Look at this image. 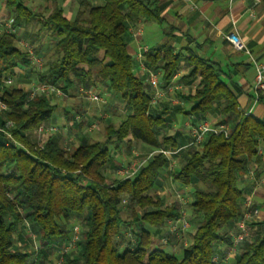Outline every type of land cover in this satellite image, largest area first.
I'll use <instances>...</instances> for the list:
<instances>
[{"label":"trees","instance_id":"trees-1","mask_svg":"<svg viewBox=\"0 0 264 264\" xmlns=\"http://www.w3.org/2000/svg\"><path fill=\"white\" fill-rule=\"evenodd\" d=\"M1 1L14 18L16 31L0 33V99L7 105L0 113V124L13 122L10 130L22 147L7 146L0 135V264H57L51 258L72 240L77 222L81 254H58L63 257L61 264H224L226 259H232L229 264H264V217L254 234L239 243L236 255L229 256L233 230L248 210L239 177L253 166L259 177L264 165V120L239 111L238 96L222 79L221 67L191 54L192 70L182 77L185 82L200 78L194 92L183 96L194 103L186 112L193 116L191 126L216 110L223 117L220 122L231 125V132L228 136L209 134L197 144L201 150L194 145L174 155L175 171L170 176L178 184L194 186L188 208L196 223L190 244L176 256L152 247L151 232L132 226L144 222L164 228L181 217L183 205L179 201L164 204L156 192L161 171L169 163L167 157L156 154L137 173L124 178L108 172L111 145L116 151L126 140L155 149L184 146L176 137L158 134L157 127L165 119L151 112L153 86L136 74L128 50L130 26H136L139 19L162 20L157 4L154 0H104L95 5L81 0L75 17L68 18L56 1L50 12L38 13L27 0ZM35 20L40 31L49 29L56 38L57 59L47 62L45 70L33 69L29 53L19 47L18 29ZM181 60L171 43L152 47L145 54L146 67L159 72L161 87L171 83ZM29 72L36 77L30 84L50 82L61 87L65 97L72 90L79 93L80 87L101 85L122 99L129 113L118 125H106L104 141L82 136L73 150L52 135L40 143L35 132L51 118L57 106L54 96L31 99L22 85L8 87L2 81L11 76L25 84L23 76ZM256 207L254 202L251 209ZM124 213L132 219L126 220ZM25 225L38 228L37 248H14Z\"/></svg>","mask_w":264,"mask_h":264},{"label":"crops","instance_id":"crops-1","mask_svg":"<svg viewBox=\"0 0 264 264\" xmlns=\"http://www.w3.org/2000/svg\"><path fill=\"white\" fill-rule=\"evenodd\" d=\"M54 1L64 9V13L68 18H74L80 9L81 0H46L45 4L37 5L34 3L33 7L37 10H43L41 12H50L55 4ZM88 1L95 5L104 3V0ZM154 2L159 8L162 20L159 22L139 19L136 26L132 25L128 29L127 43L128 50L136 63L137 70L135 69V72L138 71L139 75L146 79H148L149 69L147 67L143 69L142 64L147 66L145 63V54L152 47L171 43L175 47V52H180L182 55L180 69L171 81L175 85V88L167 92L165 96L157 97L151 103V112L163 116L165 119L157 127V132L160 137L163 135L176 137L183 145L190 141L192 137L190 128L186 127V124L191 123L193 116L187 115L186 112L194 103L185 100L183 96L194 92L200 78L196 77L189 82L182 80V77L192 70V66L188 62L191 54H196L217 63L223 71L222 79L238 96L239 105L245 110H251V114L255 117L264 120V92L260 93L258 102L254 104L252 84L255 69L248 55L242 51H236L227 38L231 30H237L253 55L260 61H264V5L262 2L260 0H154ZM138 29H140V32H138ZM158 39L162 41L161 44L152 45ZM146 47L148 51H145L144 48ZM250 72L253 75L249 78L248 75ZM96 88L99 89L98 86ZM155 91L156 89L154 87L150 89L152 95ZM107 94V97L104 98L105 104H108L109 109L121 117V122L125 118V114L129 113V110L126 109L124 102L117 95L111 92H107ZM80 98L82 99L81 96ZM84 102H89V100L84 99ZM68 105L72 106L69 103ZM75 106L79 107V104ZM90 107H79L80 111H83V117L86 120L83 122V125L89 128L86 129L87 133L85 135L78 133L79 138L84 136L89 140L93 137L92 130L100 128L99 122L93 121L92 119V117L96 116L98 107L91 108V110ZM179 108L182 110H179ZM92 112L95 113L93 114ZM181 114L184 115L185 119L182 121L183 126L178 127ZM79 117L76 116L77 120H79ZM67 118L69 119V113L65 111V119L68 121ZM98 118H100L99 115ZM111 118L108 117L106 119L104 130L110 122L115 125L120 123H115ZM208 119L213 122H220L223 117L216 110H213L208 115ZM79 122L81 123L80 120ZM51 135L58 142L68 137L70 140H74L75 137L71 131L68 132L67 136L64 134L58 136L54 135V133ZM123 143L121 144L120 150L114 152L113 160L108 169L110 175L115 178L126 177L120 170L131 167L133 162L138 159L137 156L140 152L147 154L155 149L144 142L136 140L131 141V143H128L126 140ZM136 152H138V155ZM133 167H131V171H134L132 170L134 169ZM253 168L255 169V167ZM260 170L261 176L259 177L263 180L255 189H253V184L249 182L247 188L250 191L247 193V196H244L243 200V203H245L246 198L252 196V204L254 202L258 203V207H256L259 210L258 214L252 215L249 219V223L252 224L254 232L258 229L259 222L264 217V169L260 167ZM169 180L171 185L174 186L171 177Z\"/></svg>","mask_w":264,"mask_h":264},{"label":"rangeland","instance_id":"rangeland-1","mask_svg":"<svg viewBox=\"0 0 264 264\" xmlns=\"http://www.w3.org/2000/svg\"><path fill=\"white\" fill-rule=\"evenodd\" d=\"M45 1L46 0H27L26 4L31 9L36 10L38 13L40 9H38V10L35 9L33 7V4L36 3L37 5H39V4L43 5V4H45ZM41 11H43V10H40V12ZM9 14L10 13H9L8 9H6L4 2L0 0V22L5 21L9 17ZM39 26H40V24L35 20L34 22L27 24L23 28V30H21V28H19L18 35H19V40L27 41V42L33 44L35 51H36V48H38V52H36V54L42 58V61L40 64H34L32 68L35 70H37V69L45 70L47 68L45 66V64L47 62H51V61L57 59L58 55L56 54V52L53 49L56 38H55V36L52 35V33L49 29H43L42 32L39 31V29H40ZM38 31H39V34H38ZM46 41H47V43H46ZM161 42L162 41H159V39H158L157 42L152 43V45L153 44L154 45L161 44ZM20 46L23 47L21 44L19 45V47ZM224 61H226V60H224ZM136 74L139 75L138 71H136ZM251 75H253L252 72H250L248 77L250 78ZM19 80L20 79H18V77L13 78V83L10 85H7V86L12 87V86H16L17 84H19V85H22V87H24L26 90H28L33 83H36V81L32 82L31 84L29 83L32 80H36L35 75L31 74L30 72L28 73V75L25 74L23 76V80L27 81V83H25V84L21 83ZM253 80H254V78H253ZM98 88H99V91H100L102 98H106L108 95L107 92H111V91L106 90V88L102 87L101 85L98 86ZM50 96L53 97L54 95H50ZM78 97L80 98L79 93L77 91H73V90H72V93L70 94V96H67L64 98L54 96L53 101H55V103H57V106L55 107L51 118L45 124H43L46 126L57 127L58 131L56 132V134L54 133V135L59 136V135L64 134L67 136L68 132L71 131L72 134H74V136H75L74 140H70L69 137L67 139L61 140V143L63 144V146L67 147L70 150H73L74 148H76L79 145L78 133H80V135H85V133H87L86 129L89 128L85 125H83L82 127H80V125H79V123H80L79 120L83 121V122L86 121L85 117H83L84 116L83 111H80L79 107L91 106L90 110H91V108H97L98 107L97 108V114H96V116L92 117V119H93V121L99 122L100 128L92 130L93 137H92V139L90 138L91 141H104V139L106 137L104 126H105V121L108 117H112L111 119L117 124L120 122V119H121V117L116 112L109 109L108 104H105V102H96V101H90V100H89V102H84L83 98H82L83 99L82 100L81 98L79 99ZM64 100H66V101H64ZM68 103L72 106H69ZM77 104H79V107L75 106ZM65 111H67L69 113V119L70 120L72 117H75V120L67 121L65 119ZM92 113L94 114L95 112H92ZM98 115L100 118L97 119ZM125 115H127V113ZM76 116H80L79 120H77ZM105 117H107V118H105ZM184 119H185L184 115L181 114L179 117V121H178V123H179L178 127H181L182 121ZM35 135L38 137V140L40 141V143H43L48 138V136L50 134L41 135L37 131V132H35ZM262 148H264V144L262 145ZM110 149L112 151V154H114V152L116 151L114 148V145H111ZM196 149L201 150L202 145H197ZM137 151L140 152L139 150H137ZM140 153L137 156L138 159L144 158L149 154V153H147V154H145V153L140 154ZM253 167H255V169H257V166H253ZM261 168L264 169V165H262ZM170 175L171 174H170V171L168 170V168L164 167L161 171V174H160L159 187L157 188L156 192L158 193V195L163 197L164 204H171L174 201H179L178 193H181L180 195H182V197H184V200H185L184 204L181 203L183 205L182 209L186 211L187 219L190 223V227L188 228V230L178 231L175 234H171L170 224H169L170 221L168 222V224L164 228H157V227L151 226L150 224H147L144 222H139L138 224H134L132 226L134 229L142 227V228L151 232L152 238H153L152 247H159V248L163 249L165 252L175 254L176 256H181V250H179V249L183 246H187L190 244L192 234L196 229V223L190 217L191 215H190V211L188 208L189 202L193 200L194 186L193 185H181V184L176 183L172 179V182L174 183V186H173V185H171L170 180H169V178L171 177ZM249 182L250 181L248 179V175L245 174V175H242L239 177V186L244 189V196H247V193L250 191L247 188L249 185L248 184ZM260 201L263 202L262 199H260ZM245 206L246 205H244V207ZM138 213L141 214V211L138 210ZM124 214H125L124 216H125L126 220L129 221L132 219L131 216L128 215L127 213H124ZM75 225H78L80 227L78 222ZM25 226L26 227H23V230H22V233L20 234V237L16 236L17 239L15 241L14 248H18L19 246H23V247H25V249L31 250V248H34V247L40 245L38 228L31 226V225H25ZM128 229H130V228H128ZM128 231H130V230H128ZM252 234H254V230H253L252 225L249 224V235H252ZM34 235H35V238L33 237ZM130 238H131V236L127 234V239H130ZM163 238H166L168 240L167 243L163 242V240H162ZM186 242H187V244H185ZM235 250L236 251H234V250L232 251L231 257H234L236 255L237 250H238L237 247ZM75 251H76L77 255L81 254L80 250L77 251V249H76ZM75 251H73V253H75ZM58 254H61V252H59V253L57 252L51 258V261L54 260V263L59 261L61 256L58 258ZM231 260L232 259H226L223 263L229 264L231 262ZM47 264H49V262Z\"/></svg>","mask_w":264,"mask_h":264},{"label":"built area","instance_id":"built-area-1","mask_svg":"<svg viewBox=\"0 0 264 264\" xmlns=\"http://www.w3.org/2000/svg\"><path fill=\"white\" fill-rule=\"evenodd\" d=\"M14 18L9 15V17L3 21L0 22V33L3 32H14L16 29L14 28ZM138 32H140V29H138ZM227 38L229 42L231 43L232 47L236 51H242L246 53L249 57L250 62L252 63L254 69H255V75L253 80V91H254V104H256L259 100L260 93L264 92V61H260L256 56L253 55L249 47L246 45L245 41L242 39L240 34L237 30H231ZM19 43L27 50V52L30 55V58L32 60L33 65L34 64H40L42 61V58L36 54L34 45L23 40H19ZM145 51H148V48H144ZM142 68L146 69V66L142 64ZM27 70V69H26ZM22 74V72H21ZM175 77V76H174ZM148 80L152 84V86L156 89L155 93L152 95L151 103H153L157 97L165 96L167 92L172 91L175 88V85L171 82L168 84L166 88L161 87L160 85V74L159 72H155L152 70H149L148 73ZM2 81L6 85H10L13 83V77L8 76L2 78ZM29 93V98H35L38 96H58V97H65L67 94L65 91L59 87L56 86L50 82H40L37 81L36 83H33L31 87L27 90ZM79 95L82 98H85L90 101H96V102H105L104 98L101 97L99 89H97L95 86L90 87H80ZM7 108L6 103L0 99V113ZM239 111L244 115H251V110H245L240 105L238 106ZM186 127L190 128L191 131V139L188 141L184 146H181L177 149H168V148H157L154 149L152 152H150L146 157L137 159L133 162L131 167L134 165V171H131V167L122 168L120 171L122 174H124L126 177L135 174V172L140 168L143 167L146 162H148L149 159H151L156 154H163L167 157L169 163H168V170L169 171H175V158L174 155H176L182 148L194 146L197 144H200L204 141L205 137L209 134H224L225 136H228L231 132V125L229 123H223V122H213L210 119L201 121L197 126H191V123H187ZM14 127V124L12 121H7L5 123L0 124V135H2L5 138V143L7 146H21L22 144L19 143L13 136L11 132V128ZM58 131V128L55 126H46L41 125L38 129L39 134H53ZM138 155V153L136 152ZM136 166V169H135ZM248 179L250 180V183L253 184V189H255L260 182L263 180L261 177H257L255 169H251L248 173ZM181 193H178V199L179 202L184 204L185 200ZM252 197V196H251ZM250 198H246V201L244 205L248 209L243 218L237 222L236 228L233 230V246L231 247V252L229 256H231L232 251H236V247L239 245L240 242H242L245 238L249 236V219L252 215L258 214V209L252 207V200ZM170 232L171 234H175L178 231H186L190 227V223L187 219L186 211H182V215L180 218L176 220H170ZM35 238V235L33 236ZM80 237V227L78 225H75L73 228V237L72 240L67 243L63 244L59 252L61 254L68 253L75 251L77 249V242ZM163 242H167L168 240L166 238L162 239ZM187 244V242L185 243ZM37 248V246H36ZM63 261V257L61 256L60 260L57 262V264H61Z\"/></svg>","mask_w":264,"mask_h":264}]
</instances>
